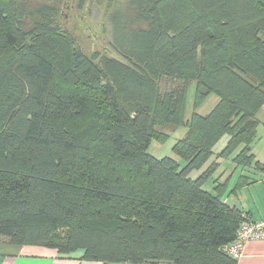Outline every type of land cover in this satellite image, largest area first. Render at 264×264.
<instances>
[{
	"label": "trees",
	"instance_id": "trees-1",
	"mask_svg": "<svg viewBox=\"0 0 264 264\" xmlns=\"http://www.w3.org/2000/svg\"><path fill=\"white\" fill-rule=\"evenodd\" d=\"M58 18L57 0H0V238L105 264H238L225 248L253 219L226 183L203 188L219 163L190 175L225 136L220 157L262 169L264 0H122L91 56ZM165 127L185 135L157 159Z\"/></svg>",
	"mask_w": 264,
	"mask_h": 264
},
{
	"label": "rangeland",
	"instance_id": "rangeland-1",
	"mask_svg": "<svg viewBox=\"0 0 264 264\" xmlns=\"http://www.w3.org/2000/svg\"><path fill=\"white\" fill-rule=\"evenodd\" d=\"M119 1L122 0H84L83 2L82 0H57L59 7V18L57 22L63 30L75 38L78 47L81 48L88 56H91L93 52L96 51L103 52L104 48L109 47V16ZM159 85L162 93L171 91L178 86L177 83L166 79L161 80ZM194 90L195 85L191 84L188 93V112L192 110ZM214 103L215 100L212 98L201 109V112H207ZM161 131L166 133L168 138L165 142H158L154 140L151 143L148 152L157 159L169 156L173 157L172 148L178 140L183 138L185 130L182 128L165 127ZM227 141L228 137L225 136L215 146L214 155L206 163V165L202 169L194 170L190 175L191 178L196 179L213 162L219 163L220 165L217 171L203 187L206 191L212 192L214 195L218 193L219 188L216 189L218 185L226 183V187H228L227 193H230V191L235 187L238 178L242 174L246 172L245 175L249 177L252 175V173H250V168H247L246 171H244L241 167L236 166L233 162L234 156L229 158L219 156V153L226 146ZM258 142H256L255 145H257ZM220 190L222 189L220 188Z\"/></svg>",
	"mask_w": 264,
	"mask_h": 264
},
{
	"label": "crops",
	"instance_id": "crops-1",
	"mask_svg": "<svg viewBox=\"0 0 264 264\" xmlns=\"http://www.w3.org/2000/svg\"><path fill=\"white\" fill-rule=\"evenodd\" d=\"M262 130V131H261ZM261 131V133H260ZM259 141V142H258ZM256 142H258L257 145ZM255 145V146H254ZM253 152L262 169L250 168L253 184L237 191L222 194V200L239 209L253 220H264V125L258 128V137ZM246 171V169H244ZM246 174V172L244 173ZM0 264H105L85 261L78 256L61 257L55 250L33 246H14L0 238ZM131 264V263H106ZM152 264V263H144ZM168 264V263H159ZM238 264H264V239L252 240L245 245L243 257Z\"/></svg>",
	"mask_w": 264,
	"mask_h": 264
},
{
	"label": "built area",
	"instance_id": "built-area-1",
	"mask_svg": "<svg viewBox=\"0 0 264 264\" xmlns=\"http://www.w3.org/2000/svg\"><path fill=\"white\" fill-rule=\"evenodd\" d=\"M262 239H264V220L254 221L245 218L240 224L235 240L226 246L225 251L239 261L249 241Z\"/></svg>",
	"mask_w": 264,
	"mask_h": 264
}]
</instances>
